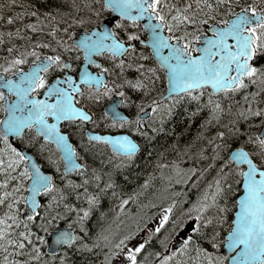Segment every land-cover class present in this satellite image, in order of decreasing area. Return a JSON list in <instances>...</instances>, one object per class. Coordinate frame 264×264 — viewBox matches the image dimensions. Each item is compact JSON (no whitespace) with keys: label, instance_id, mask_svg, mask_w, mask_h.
I'll list each match as a JSON object with an SVG mask.
<instances>
[{"label":"snow or ice","instance_id":"obj_1","mask_svg":"<svg viewBox=\"0 0 264 264\" xmlns=\"http://www.w3.org/2000/svg\"><path fill=\"white\" fill-rule=\"evenodd\" d=\"M72 7L78 8L75 3ZM85 7L89 9L90 16L94 14L99 18L101 13L110 11L116 18L110 27L102 20L94 23L79 40L73 41H66L62 36L56 38L58 28L52 26L51 36L56 38L55 43L32 40L28 44L12 45L7 50L8 57L0 62V100L4 102L0 108L6 113L0 117V205L6 202L3 214H0V249L15 257L30 244L29 251L35 253L27 260L14 258L11 262L7 255L0 256V264H29V261L37 260L42 255L41 245L44 243L48 244L52 250L49 255L55 259L56 253L61 252L63 246H72L82 239L71 230V225L79 223L83 227V220L89 215L88 207L77 208L75 204H63L66 194L54 183L53 175L42 171L26 149L22 150L11 143L10 135L22 141L27 138L29 144L37 143L42 137L44 142L60 150L65 160V172L79 169L84 165L77 162L75 148L68 143V133L59 131V122L92 121L91 108L79 106V101L92 105L103 96H111L115 87L120 89L116 96L121 99L110 101L99 120H107L111 127H123L125 124L131 126L133 121L121 111L122 106L134 103L124 85H128L133 92L143 91L146 96L150 91L147 76L143 79L140 76L135 79L125 77L120 84L109 82L103 74L110 69L93 59L92 53L107 50L120 74L125 72L126 67L140 71L145 66L132 62L131 57L137 55L138 33H147L149 39L146 44L151 47L155 64L148 67L146 72L155 81L159 79L157 71L164 69L163 78L167 81V91L159 94L160 104L153 99L145 102L144 98L138 102L143 103L144 108H150L153 115L161 107H169L163 104L164 100L174 101L180 93L199 99V94L194 95L195 89L210 86L213 90L209 94L211 97L217 92L227 94L230 90L236 91L248 84L264 87V61L257 60L259 55L264 54V0H100L98 9L94 6V0H89ZM27 14L37 16L38 12ZM44 15L49 16L51 13L46 12ZM5 19L12 23L22 17L19 12H15ZM70 19L74 25L86 22L84 18L77 20L75 16ZM36 23L39 21L18 26L8 36H20L25 29L43 31L36 28ZM59 31L66 33L67 25ZM3 35L0 33V36ZM139 42L145 43L143 40ZM41 47L49 51L41 52ZM74 50L82 51L85 63L77 66L71 62L70 53ZM129 50L131 55L127 61L120 58ZM65 53L69 55L65 56ZM138 55L144 59L142 51ZM88 64L96 65L99 72L91 71ZM57 70L60 74H56ZM81 84L87 85V91L81 88ZM251 95L255 97L256 92ZM208 103L212 104V100L209 99ZM144 108H138L135 120L138 126L143 124L144 119H148L147 116H140ZM212 108L216 112L220 104H212ZM248 112L252 114L251 108ZM25 128L29 130L27 133ZM131 131H139V127H131ZM83 135L88 136L89 140L106 141L114 153L126 157H131L137 148L136 143L126 134L89 136L85 131ZM217 135L223 137L225 133L219 132ZM248 141L253 151L240 145L229 152L228 158L218 169L211 198L206 192L200 197L202 202L192 205L189 211L195 215L196 226L191 228V234L183 238L173 252L157 260L156 264H168L170 257L177 258L175 264H188L186 257L192 251V240L197 233L203 234L206 228L213 226L212 217L200 214L210 206H215L220 213L227 210V204H217V199L220 196L227 199L231 185L225 184V181L232 178L233 174L240 194L235 199L233 206L237 210L231 221V231L225 239L230 249L238 245L242 247L231 259L233 264H264V128L249 135ZM39 147L43 150L45 144L41 142ZM216 147L214 144L213 148ZM225 168L228 171H224ZM93 179L98 180L99 177ZM80 195L76 194L77 199ZM42 197L47 199L42 201ZM86 199L89 204L96 202V198L90 194ZM21 201L23 208L18 206ZM60 204H63L65 215L73 210L77 213L66 228L55 226L62 219L61 212L55 210ZM170 212L171 205L163 212L152 231L158 233L161 230L165 222L169 221ZM34 219H39V224L30 226ZM217 222L223 224L224 217L219 216ZM19 227H23V230L18 231ZM185 227L184 223L176 222L172 230L178 231ZM41 230L45 233L51 231V240L46 241L45 236L39 235ZM215 235L216 228L213 227L212 234L204 235V239H214ZM129 236H122L115 247L122 248ZM75 246L77 249L90 247L87 243ZM163 246L166 248L167 244ZM144 247L145 244L141 242L124 251L126 264H145L137 257V253ZM202 254H205L207 264H224L223 256L214 260L212 253L199 245L192 256L194 264H199ZM65 255L66 252L59 256L61 262L65 261ZM111 255L115 256L116 253L111 252ZM155 255L160 257L161 253L156 252ZM241 256L244 257L243 261L238 259ZM108 259L106 256V262ZM41 264L47 262L42 261Z\"/></svg>","mask_w":264,"mask_h":264},{"label":"trees","instance_id":"obj_2","mask_svg":"<svg viewBox=\"0 0 264 264\" xmlns=\"http://www.w3.org/2000/svg\"><path fill=\"white\" fill-rule=\"evenodd\" d=\"M88 2L89 0H0V33L4 34L3 36H0V41H2V43H0V62L8 57L9 53L7 50L12 45H24L30 43L32 40L44 42L51 41L52 43H55L56 38L61 36L64 37L66 41H72L73 34L76 31L89 29L94 23H99L101 20L111 15V12L109 11L107 13H101L99 18L94 14L90 16L89 9L85 7ZM73 3H75L78 8L72 7ZM94 6L98 9L100 6V0H94ZM31 11H37L38 15H28L27 13ZM15 12H19L22 19H16L14 22L9 23L5 17L7 15H13ZM46 12H50L51 15H44ZM72 16H75L77 20L84 18L86 22L82 25H74L70 19ZM53 17H55V19H53ZM37 21H39V23H36V28L43 29V31L25 29L20 36H8V33L14 31L18 26L23 27L26 23ZM66 25V33L59 31V29L65 28ZM52 26L58 28L56 38L51 36ZM121 36H123V33H121ZM138 36L139 40L136 42L137 55L132 56L131 61L137 64H143L145 66L144 69L138 71L135 68L126 67L125 72L120 74L119 68L114 66V61H112L111 55H104L103 60L105 62V67L110 69L108 72L109 82L115 81L116 84H120L121 80L125 77L135 79L137 76H140L141 79H143L144 76H147L148 79L146 82L150 89L147 96L143 91L133 92L128 85H124V89L129 93L130 97L140 96V98H144L146 102L148 99H158L159 94L165 92L166 80L163 78L164 69H159L157 71L156 75L159 79H156L155 81H153L152 76L146 72L148 67H152L155 64V60L152 57L149 48L139 42L142 37L146 36V32L141 31L138 33ZM23 37H28L29 39L26 40ZM39 50L41 52L49 51L42 47ZM141 51L143 52L144 59H140L138 55ZM14 54L15 53H13V55ZM49 54H51V52H49ZM68 55L69 53H65V56ZM70 55L74 65L78 66L82 60L80 51L74 50ZM130 55L131 50L123 57V59L127 61L128 56ZM259 56L257 57V60L261 61ZM77 57H79L78 60L76 59ZM29 59L32 58L30 57ZM22 67H27V65H22ZM73 70L75 71L76 69L74 68ZM56 74H60L59 70H57ZM252 92H256L255 97L251 95ZM210 93H212L210 88L198 89L194 90V95L199 94V99H194L187 94H183L175 98L174 101H163V104L170 107V111L169 107H161L155 115L151 112L148 119L143 120V122H146L147 124L141 125L137 132H132L131 126L127 124L128 130H130L136 138L142 140L140 150L131 157L109 153L112 160L109 159L103 163H100L96 156L91 155V153L98 155L99 152L82 149L83 146L93 144V141H82V139L87 138L83 135L85 132L84 125H89L90 123L92 126L96 125L100 115L104 112V103L107 96H103L100 101L95 102L92 105H87L83 100H80L79 103L87 108L90 107L94 115L93 120L89 124L84 122H72L63 126V128L71 134L78 147V154L86 162L85 169L78 170L69 175L62 171L63 162L58 149L54 145L44 142L42 137H40L35 144H29L27 138L23 141L20 138H17L15 142H12L17 147H24L31 151L42 162L46 169H48V165L51 164L63 173V175L61 173V175L55 179L57 187L66 194L63 204H75L77 208H80L81 206L86 205V202L88 203L86 199L87 195L90 194L96 198V202L92 204L93 208L89 209V215L83 220V224L86 223L87 227L95 226V229L96 215L105 210V194L100 195V193L102 191H107L106 194L109 195L110 193L112 196L113 191L108 188L98 192L91 189H80L78 188L77 183L79 177L89 171L102 170L105 167L104 164H119L127 166L129 161L132 160L130 164L133 165L138 176L135 184L127 183L132 186L130 190L131 196L135 200H131V203H128V205L124 204V200L128 196L123 193L110 204L107 218L99 229L101 247L99 248L98 254L94 256L93 264H100L108 247V240L101 237L103 234H106L105 236L107 237V232H109L111 236L116 237L118 235L117 230H119L120 227L132 228V226L140 220L141 215L143 218L146 216L142 220L144 221L158 210L167 209L169 205L174 207V204L177 203L176 199H178V195L176 193L179 189L181 192L188 189L190 196H192L194 191L198 190L196 188L198 184L208 186L206 192L208 196L211 197L215 185L211 187L209 186L216 178H212V181H210L211 179L208 177V179L205 178L201 181L200 177L212 173H215V176H217L218 169L224 160L228 158V153L232 149V146L245 145L250 151H253L249 146L248 137L252 133H257L258 129L264 122V87H261L259 84H248L247 87H242L236 91L230 90L227 94L220 92L210 97ZM209 99L212 100V104L219 103L220 109L213 112L212 104L208 103ZM3 103L4 102L0 100V104ZM143 107L144 104L139 103L135 110ZM123 108L127 112V105ZM249 108H251L252 114H249ZM135 110L130 112L132 115L131 121L136 119L133 115ZM3 115L4 109L0 108V117H3ZM233 129H236L237 131H233ZM28 131L29 130L27 129L26 133ZM219 132H224L225 135L220 137L217 135ZM185 134L187 137H185ZM192 141L196 142L194 147L190 150H186V143ZM41 142L45 144L43 150L39 147V143ZM214 144L217 145L215 149L213 148ZM0 147H2V145H0ZM50 156L51 158H49ZM163 161L165 164H162ZM192 169H195V171H192ZM128 170L129 173H131V170ZM224 171H228V169L225 168ZM124 172L126 173L127 170L124 169L123 173ZM186 174L190 177L193 176L194 182H196L195 186H189L190 183L188 180H186V182L176 181V175H182L181 177L184 178V175ZM121 176L122 172L119 174V177ZM66 181H71V183H66ZM225 184H230L231 191H233V194L228 193L227 199H225L224 196H220V201L218 203L220 205L227 204V216L224 219L225 222L220 224L217 222L218 220L212 217L213 226L206 228L201 235L200 233L196 234L191 242L192 251L187 253L186 259L188 264H194L192 256L195 254V248L197 245L206 249L207 252L212 253L214 260L220 256L218 251L219 244L223 242L225 234L231 228L233 210L236 209L233 205L240 190L237 186L235 176L226 180ZM77 193L81 194L79 199H77ZM204 194L205 193H203L201 189L198 191L197 195L200 198ZM159 195H163L162 200L164 203H160L161 200L158 198ZM45 198L46 197H44V199ZM173 201L175 203H173ZM150 202L159 203L157 205H150ZM63 204H60L55 210L61 212ZM5 206L6 202L4 205H0V214H3ZM18 206L23 208V202L19 203ZM216 210L218 211L217 208ZM216 210L211 216L217 214ZM176 211H178V213H176ZM76 215L77 213L73 210L68 214L67 218L74 219ZM184 220H186V216L182 215V213L179 214V209L174 207L173 213L169 217V221L161 227V230L158 233L154 232L150 242L146 244L140 253H137L138 260L144 261L145 264H156L157 260L162 259L163 256L166 255V251L174 237L175 231L172 230L173 223H183ZM65 221V218H63L60 220V223L64 224ZM39 222V219H37L31 222L30 226L32 224H39ZM72 225L75 227L77 235L82 238L81 234L78 233L77 226L79 223H72ZM12 227L17 226L12 225ZM213 227L216 228L215 238L211 240L204 239V235L212 234ZM22 230L23 227L18 228V231ZM40 233H43L45 237L48 234L42 230ZM89 241H91V238L88 236V240H77L70 247H74L76 244L81 243H87L89 245ZM165 243L167 244L166 248L163 246ZM156 252L161 253V256L157 257L155 255ZM85 253H87V251ZM4 255H7L11 262L14 258L16 260H27L32 254L24 249L13 257V255L0 249V256ZM77 255V253L69 254L68 264H90L89 260L84 262L82 260L78 261ZM204 255L205 254H202L199 258V264H207ZM176 259L177 258L175 257L171 258L168 264H175ZM35 262L37 261L32 260L29 261V264Z\"/></svg>","mask_w":264,"mask_h":264},{"label":"rangeland","instance_id":"obj_3","mask_svg":"<svg viewBox=\"0 0 264 264\" xmlns=\"http://www.w3.org/2000/svg\"><path fill=\"white\" fill-rule=\"evenodd\" d=\"M113 90H117L115 87L113 88ZM132 99V97H131ZM134 101V103H131L130 105L133 107V110H135L138 107V102L141 100L140 96L138 97H133L132 99ZM156 100V102L158 104L161 103L160 98L158 99H154ZM129 105V106H130ZM144 108V107H143ZM146 108H144L145 110ZM135 117L137 116L138 110H135ZM141 115V114H140ZM85 131V130H84ZM212 141V140H210ZM195 141H192L190 143H186V150H190L194 147L195 145ZM235 146H232L231 148H233ZM230 148V149H231ZM92 156H96L98 158V161L100 163L106 162L107 160L111 159L109 153L107 151H102L101 153H99L98 155H94L93 153H91ZM112 160V159H111ZM85 162V161H84ZM83 162V163H84ZM132 162V160L129 161V164L127 166L124 165H119V164H104L105 167L100 170V171H89L85 174H83L82 176L79 177L77 183H78V188L80 189H91L94 190L96 192L98 191H102L104 189H111L113 191V195L111 196L110 193L109 195L106 194L107 191H102L100 193V195H104V205H105V210H103L101 213L97 214L95 217V224H96V229L94 227L88 226L87 224L84 223L83 227L80 226V224L77 226L78 228V233L81 234L82 239L83 240H88V236L89 238H91V241H89V248L85 249V250H81V249H77L76 246L74 247H70V246H63L62 247V251L60 253L64 254L66 252L65 255V261L61 262L59 257H55V259H48L45 260V256L50 252H48L47 250H45V252H42V255H40V257L36 260L37 262L33 263V264H41L42 261H46L47 264H68L69 263V254H73V253H77V259L78 261H90V264L94 263V256L96 254H98L99 252V248L101 247V243L99 240V229L101 227V225L104 223L105 219L107 218L108 215V211H109V206L111 203L114 202L115 199L119 198L123 193H125L127 196H129L131 198L132 201H134L135 199L132 198L131 196V185H128L126 178L128 175H134L132 177H130L129 179L131 180L132 183H136V178L138 176V173L134 170L133 165L130 164ZM162 164H165L164 161L162 162ZM86 168V162L84 163ZM48 167H51L54 170V176L58 177L61 175V171H59L55 166L49 164ZM119 169H130L131 173H122V176L119 177ZM65 171V168H64ZM66 173V172H65ZM74 172L71 173H66L67 175L72 174ZM63 175V173H62ZM215 173H212L210 175H202L200 177L201 181H203L205 178L208 179V177H210V181H212V178H217V176H215ZM182 175H176V181H183L186 182V180L189 181V186H195L196 182H194V178L193 176H189V175H184V178L181 177ZM233 176H235V174H233ZM232 176V177H233ZM93 177H99L98 180L93 179ZM222 178V177H221ZM215 185V180L211 183V186ZM196 188L198 189L197 191H194L193 195L190 196L188 189H186L184 192H181L180 189L177 190V195H178V199H176V202L179 203V207L178 205L175 203L174 207H177V209H179V214L182 213V215L186 216V220L183 221V223L186 225L187 223H192L193 225L190 226V230L192 227L196 226V220H195V215L193 214V211H189L192 208V205L194 203L197 202H202L200 201V198L198 197V191H200L202 189L203 193H206V190H208V186H203V185H197ZM229 194H233V191L228 192ZM180 194V195H179ZM158 198H160L161 202H163L162 198L163 195H159ZM211 198V197H209ZM46 200V199H44ZM155 201V200H154ZM220 201V197L217 199V204ZM210 202V201H209ZM125 203V202H124ZM152 205H157L158 203H154V202H150ZM128 205V204H127ZM83 207H88L93 208L92 204H89V202H86V205L81 206L80 208ZM174 207H171V212L169 213V217L170 215H172ZM181 209V210H180ZM216 210L215 206H210L209 208H207L205 210L204 213H201L200 215L204 216V217H214L216 220H218L219 216H223L224 219L227 216V210L223 213L218 212L217 210V214H215L214 216H211L213 214V212ZM162 211V215H163ZM80 215H83V213H80ZM61 217L62 219L65 217L64 213L61 211ZM68 217V214H67ZM65 218V223L69 224L70 221H73L74 219H69V218ZM140 220H138L136 222L135 225L129 228L126 227H120L119 230H117V236L113 237L111 236V234L109 232H107V237L105 236L106 234H103L101 237L105 238L107 241V249L105 254L102 257V260L100 262V264H126L127 258L123 255V252L128 250L131 246H133L136 243H141L143 242V238L145 237V235L148 232L149 226L152 224V222H154L156 220V217L160 219L161 216H158V214H156L153 217H149L148 219L146 218L144 221H142L144 218L142 217V215L140 216ZM148 217V216H147ZM61 219V220H62ZM126 223V221H125ZM166 223V222H165ZM61 224V223H59ZM127 224V223H126ZM187 229L186 227L183 228L182 230ZM181 229H179L178 231H175L174 233V237L171 240V243L169 245L168 250L166 251V255L170 252H173L175 250V248L173 247L175 241V237L177 236V234L179 232L182 231ZM189 231V230H187ZM77 233V231H76ZM130 233H134V235L129 236ZM39 235H43V233L39 232ZM181 235V234H180ZM190 235V234H189ZM201 235V234H200ZM44 236V235H43ZM122 236H129V239L124 241V246L120 249H117L115 247V244L120 240V238ZM36 243H40L39 241H35ZM223 243V242H222ZM219 244L220 245L222 244ZM43 245V244H42ZM41 245V246H42ZM31 248V245H28V248H25L29 253H31L32 255H35L34 252H30L29 249ZM24 250V249H23ZM87 251V253H85ZM111 252H115L116 255L112 256ZM47 253V254H46ZM57 254V253H56ZM108 256L109 259L106 262L105 257ZM89 258V259H88ZM173 257H170V259ZM169 259V260H170ZM224 264H226V259L224 258Z\"/></svg>","mask_w":264,"mask_h":264},{"label":"flooded vegetation","instance_id":"obj_4","mask_svg":"<svg viewBox=\"0 0 264 264\" xmlns=\"http://www.w3.org/2000/svg\"><path fill=\"white\" fill-rule=\"evenodd\" d=\"M81 55H82V60H81V63L80 64H82V62H83V54H82V51H81ZM260 60L261 61H264V54H261L260 56ZM72 61V63H73V60H71ZM74 64V63H73ZM104 66H105V64H104ZM93 67V69H95L94 68V66H92ZM74 71V70H73ZM83 90H87V86L86 85H83ZM117 90H113V92H112V95H114V94H116L117 92H119L120 90L118 89V88H116ZM183 94H185V93H182V94H179V96H181V95H183ZM111 95V96H112ZM111 96H107V98H106V100H105V103L107 102V100L111 97ZM133 97H138V96H133ZM133 97H132V99H133ZM78 99H79V97H78ZM105 103H104V111H105ZM81 104V103H80ZM83 105V104H82ZM124 106H122V108H123ZM124 109V108H123ZM145 110H147V108L145 109ZM144 110V111H145ZM133 111V107L130 105H127V112H126V110H125V112L126 113H128L129 114V116H130V120H132V115L130 114V112H132ZM92 112V111H91ZM93 113V112H92ZM141 114V113H140ZM93 115H94V113H93ZM133 115H135V112H134V114ZM141 116V115H140ZM143 118V117H142ZM93 120V119H92ZM136 120V119H135ZM135 120L133 121V123H132V125H131V127H140L141 125H136L135 124ZM68 121H64L63 122V125L65 124V123H67ZM84 123H90V122H84ZM118 123V125H119V121L117 122ZM145 124H147L146 122H143V124L142 125H145ZM88 127H90L91 129H93V130H96V131H99V132H101V133H113V134H116V133H121V132H129V133H131L132 135H133V133L130 131V130H128V127H127V124H125L123 127H111L110 125H109V123H108V121H105V120H98L97 121V123H96V125H91V123L89 124V125H84V130L85 131H87V129H88ZM69 133V132H68ZM70 134V133H69ZM134 136V135H133ZM70 137H71V139L73 140V138H72V136H71V134H70ZM87 138H83L82 139V141H85V140H89L88 139V136H86ZM17 138H19V137H17ZM17 138H15L14 140H11L10 138V142L12 143V142H15V140H17ZM134 138L136 139V140H138L139 142H140V144L142 143V140L140 139H138V138H136L135 136H134ZM91 141H93V144H91V145H86V146H83L82 147V149H85V150H93V151H96V152H99V153H101L103 150L104 151H108V153H110V154H117V155H119V156H124L123 154H118V153H114L109 147H108V144H107V142L106 141H96L95 139H91ZM73 143H74V145H75V147H76V150H77V155H78V158L82 161V162H84V160H83V158L78 154V147H77V145H76V143H75V141L73 140ZM21 148H24V147H21ZM26 149V148H25ZM134 155V154H133ZM126 157V156H125ZM61 159H62V157H61ZM62 162H63V164H62V171L65 173V171H64V168H65V163H64V160L62 159ZM85 163V162H84ZM241 166H244V165H241ZM46 169V168H45ZM82 170L84 169V167L83 168H81ZM46 170H48V171H50L51 172V175H53L54 174V170L51 168V167H48V169H46ZM66 174V173H65ZM53 177H54V183H55V179H56V177L53 175ZM63 190V189H62ZM240 194V190H239V192H238V194L237 195H239ZM237 197V196H236ZM45 199H47V197L45 198ZM44 200V197H42V201ZM22 202V201H21ZM21 202H19V203H21ZM124 204H128V203H131V198L128 196V197H126L125 198V200H124ZM56 202H54V204H55ZM160 203H164V202H161L160 201ZM177 205H178V207H179V203H176ZM152 205H153V203H152ZM165 210H167V209H162V210H158V211H156L151 217H153V216H155L156 214H158V216H162V211H165ZM61 211L63 212V205H62V207H61ZM234 211L235 210H233V214H234ZM176 213H178V211H176ZM64 215H65V212H64ZM67 217V215H65V217L64 218H66ZM233 219V218H232ZM35 220H37V219H34V221ZM158 222H159V218H157L156 217V220L154 221V222H152V224L149 226V229H148V232H147V234L145 235V237L143 238V243L145 244V246H146V244L148 243V242H150V240H151V237H152V235H153V233H154V231H152V229L153 228H155V226L158 224ZM59 226H60V224H58ZM57 225V227H59ZM62 225V224H61ZM186 228L187 229H184V230H182L181 232H179L178 234H177V236L175 237V243H174V245H173V247L174 248H177V247H179V245H180V243H181V241H182V239L183 238H185V237H187L189 234H191V230H190V227H187L186 226ZM187 230H189V231H187ZM51 231H49V233H50ZM49 233L46 235V237H45V240L47 241V237H48V235H49ZM181 234V235H180ZM149 236H150V238H149ZM178 244V245H177ZM41 250H42V252H45V250H47V243H44L42 246H41ZM47 254V253H46ZM62 253H57L56 254V257H59L60 255H61ZM220 254V253H219ZM220 256H222V255H220ZM53 257L51 256V255H46L45 256V260H48V259H52ZM225 258V257H224ZM226 259V262H227V258H225Z\"/></svg>","mask_w":264,"mask_h":264},{"label":"water","instance_id":"obj_5","mask_svg":"<svg viewBox=\"0 0 264 264\" xmlns=\"http://www.w3.org/2000/svg\"><path fill=\"white\" fill-rule=\"evenodd\" d=\"M116 18V15L115 14H113V13H111V15L110 16H108L107 18H105V19H103L102 21H103V23L106 25V26H111V22L112 21H114V19ZM90 29V28H89ZM85 30L86 29H82V30H78L77 32H75L74 33V36H73V38H72V41L73 40H79L80 39V37L81 36H83L84 34H85ZM149 39V37H148V35H147V33H146V37H144V38H142L141 40H143V41H145V43L143 44V45H145V46H147L149 49H150V51H151V47H150V45H147L146 44V42H147V40ZM105 52H108L107 50H102V51H100V52H94V53H92V58L93 59H95V60H97L99 63H101V64H103V62H102V60L101 59H99L98 58V56L100 55V54H102V53H105ZM109 53V52H108ZM124 56V54L121 56V57H123ZM154 57V56H153ZM155 58V57H154ZM72 62V61H71ZM83 63H85V61H84V57H83V62H82V64ZM88 66V68L91 70V71H94V72H99V70H97V69H93V67H92V65L91 64H88L87 65ZM104 75V78L106 79V80H108V76H107V74L106 73H104L103 74ZM78 78V77H77ZM83 85L84 84H81V88L83 89ZM87 86V85H86ZM93 86H95V85H93ZM211 90H212V88L210 87V86H208ZM0 90H2V89H0ZM166 91H167V81H166ZM165 91V92H166ZM213 91V90H212ZM217 93H220V92H217ZM217 93H215V94H217ZM180 94H182V93H180ZM14 98V97H13ZM116 99H121V97H117L116 96V94H114V95H112L108 100H107V102H106V105H105V111H106V106L109 104V102L110 101H113V100H116ZM79 106H81V107H84V106H82V105H80L79 104ZM121 111H122V113L124 114V115H127L128 117H129V119H130V116L121 108ZM150 108H148L147 110H145L144 112H142L141 113V117H144V116H148L149 115V113H150ZM6 115V113H4V116ZM93 117V116H92ZM49 119H51V118H49ZM64 121H61V122H59V125H58V128H59V131H61V132H66V133H68L67 131H65V130H63V128H62V123H63ZM262 128H264V123L260 126V128H259V130H261ZM27 130V128H25L24 129V131H26ZM258 130V131H259ZM87 133H88V135L89 136H93V135H124V134H126V135H128L133 141H134V143H136V145H137V148H136V151L133 153V154H136L137 152H138V150H139V148H140V145H139V143H138V141L134 138V136L131 134V133H129V132H121V133H116V134H113V133H101V132H99V131H96V130H93V129H91L90 127H88V129H87ZM11 140H14L15 138H17L16 136H11L10 135V137H9ZM68 143L73 147V148H75V155H76V160H77V162L79 163V164H81V165H84L83 164V162L78 158V156H77V150H76V147H75V145H74V143H73V140L71 139V137H70V134L68 133ZM236 147H239V146H235V147H233L231 150H230V152L231 151H233ZM57 148V147H56ZM246 148V150H248V151H250L247 147H245ZM22 150H25V148H21ZM58 149V148H57ZM27 150V149H26ZM59 150V149H58ZM28 151V153H29V155H31V156H33V158L37 161V163L41 166V170L42 171H45V172H47V173H49V174H51V172L50 171H48V170H46L44 167H43V165H42V163H41V161L31 152V151H29V150H27ZM59 152H60V150H59ZM61 155V154H60ZM62 157V156H61ZM62 159L64 160V158L62 157ZM64 163H65V160H64ZM82 168V167H81ZM80 169V168H79ZM75 170H77V169H69L66 173H71V172H73V171H75ZM236 210L237 209H235V211H234V214H233V219L235 218V213H236ZM232 219V220H233ZM69 224H63V225H61V226H59L60 228H66L67 226H68ZM192 224L191 223H188L187 224V227H190ZM231 228H232V225H231ZM231 228H230V230H228V232L225 234V238L228 236V234H229V232L231 231ZM71 230L72 231H75L76 232V230H75V228L73 227V226H71ZM51 238H52V233L50 232L49 233V235H48V237H47V241H49V240H51ZM224 238V241H223V243L221 244V246L219 247V253H220V255H222L223 257H225V258H227V262H226V264H233V261H232V259H231V257H234V256H236L237 255V253L240 251V248L242 247V245H238L236 248H234V249H230V248H228V246H227V242H226V239ZM178 245V244H177ZM47 251L48 252H51L52 250L49 248V246H48V244H47ZM239 259V261H243V259H244V257H239L238 258Z\"/></svg>","mask_w":264,"mask_h":264},{"label":"bare ground","instance_id":"obj_6","mask_svg":"<svg viewBox=\"0 0 264 264\" xmlns=\"http://www.w3.org/2000/svg\"><path fill=\"white\" fill-rule=\"evenodd\" d=\"M128 115H129V114H128ZM185 135H186V134H185ZM180 136H181V135H180ZM148 137H150V136H148ZM185 137H187V135H186ZM185 137H184V139H185ZM142 138H143V137H142ZM146 139H147V138H146ZM178 139H179V138H178ZM184 139H183V140H184ZM143 140H144V139H143ZM185 140H186V139H185ZM137 141H138V140H137ZM146 141H148V140H146ZM177 141H178V140H177ZM186 141H187V140H186ZM138 143H139L140 148H141L142 143L140 144L139 141H138ZM144 143H145V142H144ZM140 148H139V150H140ZM139 150H138V151H139ZM168 150H169V149H168ZM137 153H138V152H137ZM83 164H84V163H83ZM84 167H85V165H84ZM142 167H143V166H142ZM82 168H83V167H82ZM143 168H144V167H143ZM145 168H146V167H145ZM78 170H82V169L80 168V169H77V170H75V171H73V172H76V171H78ZM123 170H124V169H119V171L122 172V173H123ZM126 170H127L126 173L130 174V173H129V170H128V169H126ZM144 170H145V169H144ZM120 172H119V174H120ZM124 173H125V172H124ZM132 176H134V175H128L127 178H126V181L129 182V183H131V184H134V183H132L131 180L129 179V178L132 177ZM142 177H143V176H142ZM142 177H141V179H142Z\"/></svg>","mask_w":264,"mask_h":264}]
</instances>
